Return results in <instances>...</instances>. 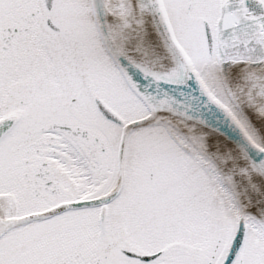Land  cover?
<instances>
[{"label":"snow or ice","instance_id":"1","mask_svg":"<svg viewBox=\"0 0 264 264\" xmlns=\"http://www.w3.org/2000/svg\"><path fill=\"white\" fill-rule=\"evenodd\" d=\"M0 264H264V0H0Z\"/></svg>","mask_w":264,"mask_h":264},{"label":"rangeland","instance_id":"2","mask_svg":"<svg viewBox=\"0 0 264 264\" xmlns=\"http://www.w3.org/2000/svg\"><path fill=\"white\" fill-rule=\"evenodd\" d=\"M156 138L158 140V142L160 143V145L164 148H166L168 151L174 153V154H178V155H183V153L179 152V149L176 147V145L172 144L168 139L167 136L163 133H157L156 134ZM193 156H195V152L193 151ZM199 161V158L196 157V159H190L189 163L192 164H197Z\"/></svg>","mask_w":264,"mask_h":264}]
</instances>
